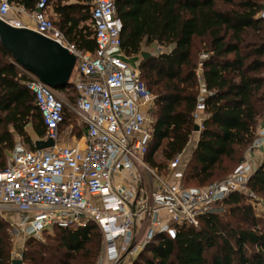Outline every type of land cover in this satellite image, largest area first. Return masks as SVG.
I'll return each instance as SVG.
<instances>
[{
  "label": "trees",
  "instance_id": "trees-1",
  "mask_svg": "<svg viewBox=\"0 0 264 264\" xmlns=\"http://www.w3.org/2000/svg\"><path fill=\"white\" fill-rule=\"evenodd\" d=\"M33 11L38 0H13ZM122 20L125 57L140 56L146 46L169 47L142 58L141 79L154 95L153 137L146 160L162 171L187 148L195 133L200 84L208 94V117L186 167L185 186L203 187L221 180L244 160L264 117V19L258 16L263 0H115ZM50 17L79 49L94 52L91 0H48ZM29 77L17 66L0 41V165L4 150L12 149L16 135L34 148L27 126L44 138V124ZM64 95L78 93L72 82ZM75 113L65 107L64 122ZM12 128V130H11ZM86 131V126L78 136ZM161 152L166 164L156 159ZM229 162L228 165L224 163ZM168 163V164H167ZM216 180V181H218ZM196 182L198 185H190ZM209 183V184H210ZM208 185V184H207ZM249 187L264 195V160L255 169ZM247 195L232 193L221 203L233 214H242L248 226L233 225L216 208L200 217L198 227L183 225L175 238L156 235L132 264H264V228L253 215ZM237 216V215H236ZM49 242L30 240L23 264H97L102 233L89 222L84 227H55ZM33 241V242H32ZM253 247L250 253L248 249ZM10 242L0 223V264H12ZM212 252V260L207 253Z\"/></svg>",
  "mask_w": 264,
  "mask_h": 264
},
{
  "label": "built area",
  "instance_id": "built-area-1",
  "mask_svg": "<svg viewBox=\"0 0 264 264\" xmlns=\"http://www.w3.org/2000/svg\"><path fill=\"white\" fill-rule=\"evenodd\" d=\"M94 52L79 49L48 15V0H38L33 11L0 0V18L12 26L31 28L54 39L76 56L72 79L76 104L64 101L33 72L17 66L29 77L47 132L46 149L15 144L5 165H0V212H19L21 231L40 238L55 227L79 228L95 223L102 233V252L97 264H132L156 235L176 237L183 225L198 227L230 194L257 197L249 182L255 171L245 159L227 177L206 186H185L183 153L169 161L165 172L146 160L152 142L149 117L154 95L141 79L139 64L131 65L122 49V20L115 0H91ZM23 13L33 25L9 18ZM264 19V4L258 13ZM73 71V72H74ZM200 84L193 119L204 128L208 117ZM65 107L86 126L85 141L63 140L61 125ZM264 148V126L249 151Z\"/></svg>",
  "mask_w": 264,
  "mask_h": 264
},
{
  "label": "water",
  "instance_id": "water-1",
  "mask_svg": "<svg viewBox=\"0 0 264 264\" xmlns=\"http://www.w3.org/2000/svg\"><path fill=\"white\" fill-rule=\"evenodd\" d=\"M0 41L12 54L15 63L33 72L48 86L62 89L73 82L71 77L76 56L54 39L31 28L12 26L0 18ZM140 55L147 58L152 54L142 51ZM199 131L200 127L196 124L195 132ZM54 144L51 138L35 141L37 149H46ZM12 264H23V260L13 259Z\"/></svg>",
  "mask_w": 264,
  "mask_h": 264
},
{
  "label": "rangeland",
  "instance_id": "rangeland-1",
  "mask_svg": "<svg viewBox=\"0 0 264 264\" xmlns=\"http://www.w3.org/2000/svg\"><path fill=\"white\" fill-rule=\"evenodd\" d=\"M263 2H264V0H263ZM52 11H53V8L50 6V8L48 10V15L54 19L55 17L53 15H51ZM168 49H169V47H162V46H158L156 44H152V45L146 46L144 48L145 51H148L151 54H158L161 51H167ZM136 59L142 60L141 55L137 56V58H135V59H132V58L128 59V61L131 65H135V64H138V62H140ZM76 74H77V71L75 70L73 72V76H72L73 80H75ZM57 91H59L58 93H61L60 95L63 97V99H64V101H66V103L71 104L70 98L73 97L74 93H70L69 95L68 94L64 95L62 89H58ZM149 117L151 119H153L154 114L150 112ZM82 127H84V122L82 121V119L77 114H74V116L71 117L70 120L67 119V122L65 124H63L62 130H61V135H62V137L63 136L71 137L72 135L78 137V134L80 133V130L82 129ZM11 130H12V128H11ZM32 131H33V126L30 124L27 126V132L30 134ZM17 137L18 136L16 135V138ZM191 142H192V140L189 143H191ZM26 144H28V143H26ZM192 153L193 152H192L191 147L187 146V148L183 152V156H182L184 170H186V167H187V165H188V163L192 157ZM155 156H156L157 160L163 162V164H166V161L162 158L160 151ZM228 164H229V162L224 163V165H228ZM165 170H167V166H165L163 168L162 172H165ZM218 179H220V178H216L215 181ZM209 183L210 182H208L204 185H207ZM188 184L198 185L196 182H189ZM254 193L256 194L257 197L247 196L246 202L248 204L252 205L253 215L256 216V218H258V221H259V219H261V221L258 223L259 227L264 228V195H261V194L256 193V192H254ZM216 208L224 209V212L222 213L223 218L232 222L233 225H237V224L241 225V226L250 225V222H246L244 219V216L242 214H236L237 216L233 215L229 211V208L227 206H225L224 204L218 203L213 207V209H216ZM20 221H21V215L17 211L3 210L0 212V223L2 224L3 231H5V234L7 235L8 240L10 242L9 253H10L11 260L20 258L24 261V254L30 248V244H28L30 240H34V242L46 243V242H49L50 237H54L56 233L53 229L52 231H45L40 238L29 237L21 231V228L19 227ZM102 247H103V242H102ZM252 249H253V247L250 246V248L248 249V253H250ZM101 252H102V250H101ZM207 257L209 260H212V252H208Z\"/></svg>",
  "mask_w": 264,
  "mask_h": 264
},
{
  "label": "crops",
  "instance_id": "crops-1",
  "mask_svg": "<svg viewBox=\"0 0 264 264\" xmlns=\"http://www.w3.org/2000/svg\"><path fill=\"white\" fill-rule=\"evenodd\" d=\"M16 5H18L17 3H15ZM21 6V5H20ZM49 8H50V6H49ZM49 8H48V10H49ZM51 15H53L54 17H55V15H54V13H53V11H52V14ZM9 18H12V19H19L20 21H22L24 24H27V25H29V26H32L33 25V23H32V21L30 20V18L29 17H27L25 14H23V13H18V12H16V11H12V12H10V14H9ZM143 51H145V50H143ZM142 57V56H141ZM127 58V57H126ZM135 58H137V57H133L132 59H135ZM128 59H131V58H127V60ZM136 60H138V61H140L141 62V59L139 60V59H136ZM140 62H138V64L140 63ZM136 65V64H135ZM21 70V69H20ZM72 76H73V74H72ZM71 81H72V77H71ZM264 126V117L260 120V122H259V124H258V128H257V135H258V132L260 131V129L262 128ZM85 134H86V131L81 135V136H78V137H76V136H71V137H66V136H63L62 137V139L63 140H68L70 143H74V142H81V143H83L84 141H85ZM30 135H31V137H32V139H33V142H34V147H35V141L36 140H43V138H39L38 136H37V134H36V132L34 131V129H33V131L30 133ZM18 136V135H17ZM199 137H200V131L199 132H195L193 135H192V137H191V140H192V142L191 143H189L188 144V146H190L191 147V149H192V152L194 151V149H195V147L197 146V143H198V141H199ZM190 140V141H191ZM19 141H23V139H22V137H20V136H18L17 138H16V143L17 142H19ZM24 142V141H23ZM15 143V144H16ZM25 143V142H24ZM26 144V143H25ZM28 147H30L28 144H26ZM15 146V145H14ZM31 148V147H30ZM36 148V147H35ZM13 149V148H12ZM12 149H5L4 150V154H3V157H4V159H3V161L4 162H6V160L9 158V156L11 155V151H12ZM245 159H248L250 162H251V164L253 165V167H254V169H257L260 165H261V163L263 162V160H264V148H259V149H254L253 151L251 150V151H249V150H247V152H246V155H245Z\"/></svg>",
  "mask_w": 264,
  "mask_h": 264
}]
</instances>
